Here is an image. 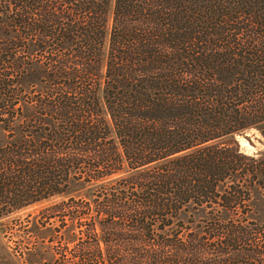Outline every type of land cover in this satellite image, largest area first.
Masks as SVG:
<instances>
[{
  "label": "trees",
  "instance_id": "16d2710c",
  "mask_svg": "<svg viewBox=\"0 0 264 264\" xmlns=\"http://www.w3.org/2000/svg\"><path fill=\"white\" fill-rule=\"evenodd\" d=\"M249 129L264 0H0V220L62 197L56 260L264 264Z\"/></svg>",
  "mask_w": 264,
  "mask_h": 264
},
{
  "label": "rangeland",
  "instance_id": "374dc122",
  "mask_svg": "<svg viewBox=\"0 0 264 264\" xmlns=\"http://www.w3.org/2000/svg\"><path fill=\"white\" fill-rule=\"evenodd\" d=\"M111 10V5L109 13ZM4 139L0 131V141ZM240 151L245 155H254L264 149V140L258 130L249 129L236 138ZM62 197H52L35 203L0 220V264H65L70 261L67 254L64 259L56 260L49 249L61 247L62 241L57 237L49 238L48 226L40 227L37 214L43 208L59 202ZM258 217V214L257 216Z\"/></svg>",
  "mask_w": 264,
  "mask_h": 264
}]
</instances>
